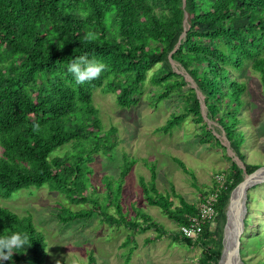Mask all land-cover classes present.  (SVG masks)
<instances>
[{
  "label": "trees",
  "instance_id": "obj_1",
  "mask_svg": "<svg viewBox=\"0 0 264 264\" xmlns=\"http://www.w3.org/2000/svg\"><path fill=\"white\" fill-rule=\"evenodd\" d=\"M79 56L103 62L106 70L77 85L67 66ZM172 60L196 84L186 93L188 79ZM248 63L264 88V0H0V201L20 190L47 187L72 203L92 204L78 210L63 207L58 213L61 223L89 219L100 211L110 225L155 228L156 238L161 237L167 230L151 214L138 211L141 221L128 219L121 204L123 184L142 161L151 173L150 179H140L147 202L178 226L187 223L199 205L175 187L166 192L157 187L155 160L126 156L118 177L103 176L99 188L91 185L90 163L118 144V129L104 126L94 93L100 88L114 94L121 108L138 105L150 91L154 104L183 98L184 111L174 113L157 131L172 133L192 116L203 142L222 145L210 128L212 120L247 173H253L262 165L247 161L243 149L250 139L242 115L247 82L240 74ZM243 181L244 169L233 161L218 197L214 225L206 224L195 239L173 232L174 241L202 247L199 264H219L227 207ZM199 191L202 201L210 190ZM113 205L120 217L109 212ZM247 207L249 212V203ZM11 232L27 234L29 241L4 264H46V239L32 215H20L0 202V236ZM129 241L130 236L124 245ZM93 261L91 255L85 264Z\"/></svg>",
  "mask_w": 264,
  "mask_h": 264
},
{
  "label": "rangeland",
  "instance_id": "obj_2",
  "mask_svg": "<svg viewBox=\"0 0 264 264\" xmlns=\"http://www.w3.org/2000/svg\"><path fill=\"white\" fill-rule=\"evenodd\" d=\"M172 64L188 79L189 85L184 88L185 93L188 88L196 86L176 61L172 60ZM250 65L248 63L240 74L247 82V103L242 115L249 123H244L243 128L250 139L243 149L247 161L264 167V88L259 75ZM151 89L149 84L148 90ZM150 92L141 97L138 105L121 108L114 94L104 93L100 88L95 91L94 103L100 111L104 126H116L118 129V144L112 153H100L90 163L91 185L99 188L103 176L118 177L126 156L147 158L157 163V187L160 190L166 192L175 187L176 192L199 205L202 198L199 188L211 191L216 175L226 177V171L233 161L240 166H243V162L230 146L224 131L217 130L218 124L208 120L204 96L199 89L205 120H208L210 128L222 145L216 144L215 140L203 142L200 126L194 122L192 116L172 133L157 131L174 113L184 111L185 102L183 98L173 94L171 99L154 104L153 92ZM176 158L183 161L193 174L185 172ZM150 175L149 169L142 161H138L123 184L121 204L128 219L136 217L141 221L137 213L145 211L159 221L167 232L157 238L155 228L135 230L124 223L110 225L104 221L100 211H96L89 219L61 223L58 213L63 207L78 210L91 208L92 204L72 203L64 194L51 191L47 187L20 190L10 198H2L0 202L20 215H32L33 221L46 239V264H85L89 262L91 255L94 256V264H199L202 247H189L181 241H174L172 234L178 230V225L145 199L140 179L142 176L150 179ZM261 181L248 189L250 200L247 198L244 219L246 216L249 218L247 225H244L240 245L244 264H264V181ZM194 182L198 183L199 188L194 186ZM240 195L243 198L241 189L235 190L227 207L230 223L226 227V240L232 230ZM174 200L179 202L175 197ZM109 212L120 217L115 205L109 208ZM129 236L128 245H124Z\"/></svg>",
  "mask_w": 264,
  "mask_h": 264
},
{
  "label": "clouds",
  "instance_id": "obj_3",
  "mask_svg": "<svg viewBox=\"0 0 264 264\" xmlns=\"http://www.w3.org/2000/svg\"><path fill=\"white\" fill-rule=\"evenodd\" d=\"M106 65L95 59H88L86 56H79L73 59L67 66V72L71 74L77 85L98 78ZM38 128V125L34 126ZM29 241L27 234L11 232L8 235L0 236V264L4 261H11L15 250L24 248Z\"/></svg>",
  "mask_w": 264,
  "mask_h": 264
},
{
  "label": "water",
  "instance_id": "obj_4",
  "mask_svg": "<svg viewBox=\"0 0 264 264\" xmlns=\"http://www.w3.org/2000/svg\"><path fill=\"white\" fill-rule=\"evenodd\" d=\"M185 24H186V29H188L189 23H188L187 14L185 15ZM242 167L244 169V181L236 189L239 188V190L241 189V191L244 193V198H243L244 201H243V205H242L243 209L241 207L240 209L237 208V210H236V216L233 220V229H232V231H233V242H232V245H230V246H228V244L226 242V237H225L226 227L230 223L229 211H227V218L228 219H227V223H226L225 229H224L225 232H224V239H223V250H222V254H221L219 264H244V262L241 260V250H240V245L242 242L241 241V235H242L243 228L245 225L244 212L246 211L248 189L255 185L254 183L250 184L249 180L257 177V175H258L257 173L260 170H262L264 167L257 169L253 173H247V171L245 170V166L243 165ZM260 180H262L261 182H263L264 178H262ZM258 183H256V184H258ZM234 191L231 194L229 203H231V198L233 196Z\"/></svg>",
  "mask_w": 264,
  "mask_h": 264
},
{
  "label": "built area",
  "instance_id": "obj_5",
  "mask_svg": "<svg viewBox=\"0 0 264 264\" xmlns=\"http://www.w3.org/2000/svg\"><path fill=\"white\" fill-rule=\"evenodd\" d=\"M225 182L226 177L224 175H216L213 189L199 204L198 213L191 216L187 223L178 226L180 235L191 239L198 238L204 231L206 224L216 222L218 197L221 189L225 187Z\"/></svg>",
  "mask_w": 264,
  "mask_h": 264
},
{
  "label": "bare ground",
  "instance_id": "obj_6",
  "mask_svg": "<svg viewBox=\"0 0 264 264\" xmlns=\"http://www.w3.org/2000/svg\"><path fill=\"white\" fill-rule=\"evenodd\" d=\"M257 174H258L257 177L249 180L250 184L256 183L260 179L264 178V168L262 170H260ZM238 190H239V188H238ZM243 198H244V193H243ZM243 198L241 195L239 196V207H238V209H240L243 205V201H244ZM242 209H243V207H242ZM232 229H233V226H232ZM226 242H227L228 246L232 245V242H233V231L232 230L228 233V237H227Z\"/></svg>",
  "mask_w": 264,
  "mask_h": 264
}]
</instances>
